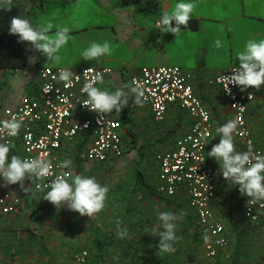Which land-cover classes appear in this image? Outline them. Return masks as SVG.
<instances>
[{
	"label": "crops",
	"instance_id": "0c3cea01",
	"mask_svg": "<svg viewBox=\"0 0 264 264\" xmlns=\"http://www.w3.org/2000/svg\"><path fill=\"white\" fill-rule=\"evenodd\" d=\"M42 1V9L34 6L31 0H11L10 4L7 0H0V6H21L34 27L45 20H51L54 25L67 26L74 39L61 49L59 55L62 60L59 64L47 61L45 56L35 52L31 55L26 69L0 70V118L6 109H15L25 100L38 96L40 67L66 68L71 71L84 68L112 69L113 73L106 75L103 78L104 83L97 87L114 91L131 83V78L144 67L177 66L195 75L192 85L211 113L213 137L207 154L219 143L217 128L234 119V114L221 88L211 85V82L224 70L239 67L237 56L244 50L248 40L264 39V0H191L196 4L191 20L198 26L196 29L181 27V33L177 36L171 33L162 34L155 27V23L164 12H170L179 0H161L160 8L156 11L147 9L144 3L123 6V0H93L101 7L99 11L93 12L94 20H91L92 12L58 10L56 0H52L54 6L48 12L45 0ZM55 30L54 28L53 32ZM218 38L223 43L220 49L214 46V41ZM105 41L112 46L111 55L96 60H83L82 52L92 42ZM255 93L256 100L250 105L247 121L258 146L264 151V86L259 91L255 89ZM108 116L123 124L125 154L105 164H113L118 160L120 161L117 164H133L137 170V188L109 189L106 209L94 216L97 224L92 223V217H82L79 213L69 211L66 206L56 208L43 200L45 193L37 192L33 187L27 191L15 188L17 193L13 195L18 196L22 202L17 212L6 216L0 210V264H75L74 255L80 252H75V243L78 241L84 243L96 238L99 251H105L102 246L109 240L107 237L126 243L136 242L146 233L149 223L157 230L161 227L158 213L165 209L159 199L155 200L157 194L158 198L167 199H177L183 195L188 201L185 209L189 208L194 212L198 224L196 211L191 207L186 193L169 198L158 189L160 167L156 155L173 150L177 140L190 130L193 122L189 114L181 107L172 106L165 120L157 122L150 107L137 106L130 98L128 107L120 113L114 111ZM234 141L237 151H245L235 135ZM91 144L92 137L89 134L80 135L72 141L65 140L56 157L59 163L64 160L71 161L72 166L68 169L74 176L75 172H83L82 158ZM208 159L221 177L213 206L214 214L218 221L225 222L229 238V219L220 220L216 210L229 211L231 200L235 197H242L244 208V196L238 186L223 178L218 162L214 158ZM132 173L135 174L134 171ZM117 220L123 221L121 226L128 229L129 235L125 239H119L116 235ZM113 226L116 229L110 228ZM162 230L161 227L160 231ZM198 231L200 240L196 245L197 249L193 247L192 238L196 234H186L187 250L184 259L181 261L179 258V264H210L206 259V246L214 242V239L202 234L199 228ZM155 237L153 240L158 241L159 238ZM178 237L179 241L182 240L181 234ZM85 246L83 244L80 248H86ZM158 257L152 263L147 260L132 263L129 259L127 264H172L173 259L168 258L169 256ZM103 263L110 264L106 258Z\"/></svg>",
	"mask_w": 264,
	"mask_h": 264
},
{
	"label": "built area",
	"instance_id": "2783aa9c",
	"mask_svg": "<svg viewBox=\"0 0 264 264\" xmlns=\"http://www.w3.org/2000/svg\"><path fill=\"white\" fill-rule=\"evenodd\" d=\"M233 68L224 70L211 85L221 88L233 111L234 119L240 118L235 134L239 144L246 151L251 143L255 151L264 154L247 121L250 105L256 100L255 89L241 91L238 86L229 85V94L224 91L223 82L218 79L223 75H231ZM60 69L66 68L40 67L38 96L25 100L15 109L4 111L0 120L10 119L12 115H23L25 118L19 135L9 138L14 145L9 155L49 159L53 165V173H58L60 169L55 167L59 164L56 153L62 148L64 141H72L80 135L89 134L92 144L83 155L84 161L106 163L123 157L125 149L122 122L91 111L85 105L86 94L81 91L84 84L97 73H101L104 78L111 75L113 70L84 68L72 71L74 77L66 87L58 79L53 80V76H57ZM194 77L193 73L177 66H154L142 68L131 78V82L136 80L143 84L146 90L144 105L151 108L157 122L165 120L172 106L184 109L193 122L190 130L177 140L173 150L156 155L160 167L158 189L169 198L182 192L187 194L191 207L196 211L200 232L214 239V242L206 246V255L210 259H216L220 251L229 246L230 241L224 223L218 221L214 214L213 206L221 177L208 159V146L213 137L212 117L192 85ZM48 84L52 85V91L45 93L44 88ZM64 171L69 173L67 178L71 180L72 171ZM53 179L55 175L44 181H36L35 183L41 184L40 189L35 188V183L31 186L37 192L46 193L44 185ZM247 200L244 196L245 218L264 235V201L251 204ZM21 204V199L12 193L0 196V210L3 215L16 213ZM89 258L87 251L74 255L79 264H87Z\"/></svg>",
	"mask_w": 264,
	"mask_h": 264
},
{
	"label": "clouds",
	"instance_id": "9594fccd",
	"mask_svg": "<svg viewBox=\"0 0 264 264\" xmlns=\"http://www.w3.org/2000/svg\"><path fill=\"white\" fill-rule=\"evenodd\" d=\"M10 4L11 0H7ZM196 4L191 0H179L170 12H164L156 21L155 27L162 33H171L177 36L181 33V26L187 29ZM175 22V26H173ZM56 29L53 32V29ZM9 34L19 37V42L31 45L32 50L39 52L55 64H59L62 57L61 49L74 39L71 29L63 25H54L51 20H45L34 27L27 18L14 16L11 18ZM216 49L223 47L218 38L214 41ZM112 46L108 41L103 43L92 42L82 52L83 60H96L105 55H111ZM239 67H234L231 75H223L218 79L223 82L224 91L231 93L229 85L238 86L241 91L254 88L257 91L264 86V39L248 40L244 50L237 56ZM74 73L69 69H60L53 80L63 82L65 86L71 84ZM103 75L97 73L91 80L84 84L81 91L86 94L85 105L99 116L120 113L128 107L130 98L137 106H143L146 101L145 88L141 82L133 80L129 84L116 88L114 91L102 90L97 84H103ZM45 93L52 91V85H45ZM252 94H249V99ZM74 107V105H71ZM23 115H12L10 119L0 120V178L4 181L3 187L19 185L20 189L27 191L25 181L32 183L44 181L51 175V180L44 187L47 189L43 200L53 204L56 208L66 206L69 211L79 213L80 216L89 218L98 215L106 209L109 187L101 185L94 176L75 175L71 182L65 169L70 168L71 161L64 160L55 167L60 169L53 173L51 160L42 158H22L18 155H9L14 145L9 138L17 137L24 123ZM240 118L228 120L217 128L219 143L211 148L207 154L214 158L220 165V173L231 184L238 186L241 195L248 198V203L256 204L264 201V154L253 149L251 143L246 151H237L234 135L237 133ZM87 127V125H85ZM35 188L40 189L41 184L35 183ZM186 213L183 211H163L158 213L162 231L153 230L152 235L159 238L158 253L164 255L175 251L178 243L177 228L183 222ZM116 235L119 239L128 237L123 221L117 220Z\"/></svg>",
	"mask_w": 264,
	"mask_h": 264
},
{
	"label": "rangeland",
	"instance_id": "374dc122",
	"mask_svg": "<svg viewBox=\"0 0 264 264\" xmlns=\"http://www.w3.org/2000/svg\"><path fill=\"white\" fill-rule=\"evenodd\" d=\"M71 1L72 0H56L58 10L66 11L74 9L84 13L92 12L91 20H94L95 18L93 12L99 11L101 9L99 4H97L93 0H74L73 3ZM45 6L48 12H51L52 7L54 6V1L45 0ZM118 161L113 164H100L97 162L83 161L81 162L84 169L83 172H75L74 176H94L101 185H107L109 189H136L138 186H136L135 181L137 170L135 169L133 164H117ZM132 171H134L135 174L132 173ZM3 184L4 181L2 180V178H0V185ZM25 186L28 187V189H31L32 187L31 183L28 180L25 181ZM153 188L156 189V187ZM14 189V185H9L7 187L0 186V196L6 193L16 194L17 192ZM158 199L164 204V211L177 213L183 211L184 213H186L183 222L178 225L176 232L177 236L178 234H181L180 239L182 240L178 241V243L175 244V251L173 253L164 254L166 257L169 256L168 258L173 259V261L171 262L172 264H179V258L182 261L187 250L186 244L188 239H186L185 237L186 234L191 235V232H194L196 234L194 237H192L194 239L193 247H196L200 240V233L198 231L196 223V216L194 215V212L190 211L189 208L185 209L184 206L188 204V201L187 198H185L183 195L177 199H167L162 197L158 198L157 194V198H155V200ZM242 204V197H235L231 200L229 211L222 212L221 210H216V215L220 220L223 221L224 218H226V220L229 219L228 222L230 224L227 225V227L230 243L226 250L220 253L221 255L217 259L212 260L206 257L210 264H264V235L261 232L257 231L253 227L251 222L246 220ZM222 213H226L230 216V218H228L227 215L223 216ZM92 223L97 224L94 216L92 217ZM149 226L150 227L146 228V233L140 236L136 242L129 241L126 243L124 241H115V239L107 237V239H109L110 241H106L105 245L102 246L105 247V251H99L97 247L98 241L95 238L94 241H87L84 243L82 241L76 242L75 252L86 250L90 255L87 264H104L103 260L105 258L106 261H108L110 264H127L129 259L132 260V263L138 261L141 262L144 260L152 263L154 258L159 259L158 256H162L158 253L157 248L159 240H153V237L155 236L152 235L153 230L159 232L161 227H159L160 229L158 228V231L156 228L151 226V223H149ZM110 228L116 229L115 226ZM92 230L93 228L91 229V231ZM143 230H145V228ZM98 232L99 229L97 228L96 235H98ZM197 232L199 234H197ZM83 244H86V248L81 249L80 247ZM155 252L156 255L154 254L155 256H153V253ZM197 255L198 253H196V256ZM75 264L79 263L76 262Z\"/></svg>",
	"mask_w": 264,
	"mask_h": 264
},
{
	"label": "trees",
	"instance_id": "16d2710c",
	"mask_svg": "<svg viewBox=\"0 0 264 264\" xmlns=\"http://www.w3.org/2000/svg\"><path fill=\"white\" fill-rule=\"evenodd\" d=\"M31 1L39 9L43 8L42 0ZM143 3L147 9L156 11L160 8L161 0H123L122 5L131 6ZM14 16L26 18L21 6L15 4L0 6V70H24L28 67L31 55L36 52L32 50L31 45L19 42L18 36L9 34L10 21ZM197 26L195 21L190 20L187 28L196 29ZM78 160H80V157H78ZM14 187L20 189L18 184Z\"/></svg>",
	"mask_w": 264,
	"mask_h": 264
}]
</instances>
